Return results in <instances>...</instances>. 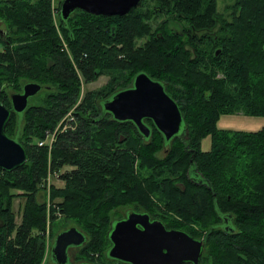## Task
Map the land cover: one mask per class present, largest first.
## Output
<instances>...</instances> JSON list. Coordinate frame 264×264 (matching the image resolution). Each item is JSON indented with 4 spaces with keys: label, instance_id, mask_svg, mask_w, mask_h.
Returning <instances> with one entry per match:
<instances>
[{
    "label": "trees",
    "instance_id": "trees-1",
    "mask_svg": "<svg viewBox=\"0 0 264 264\" xmlns=\"http://www.w3.org/2000/svg\"><path fill=\"white\" fill-rule=\"evenodd\" d=\"M226 9L228 16L217 0H144L125 15L78 10L64 19L53 0H0V102L12 108L10 93L31 81L49 91L43 103L13 111L7 125L28 160L14 171L0 168V264H41L48 219L53 226L60 218L86 233L78 262H117L107 256L115 217L124 206L153 204L168 228L205 239L201 264H264V126H217L224 114L264 117V0H234ZM120 70V84L78 103L82 78L108 73L115 80ZM142 71L178 103L187 140L167 141L155 129L162 139L142 143L129 123L102 116V100ZM70 112L51 151L40 146ZM207 135L211 148L203 150ZM66 164L75 168L62 175L64 185L42 190L49 170ZM192 168L205 185L187 178Z\"/></svg>",
    "mask_w": 264,
    "mask_h": 264
},
{
    "label": "water",
    "instance_id": "water-1",
    "mask_svg": "<svg viewBox=\"0 0 264 264\" xmlns=\"http://www.w3.org/2000/svg\"><path fill=\"white\" fill-rule=\"evenodd\" d=\"M140 0H63L60 14L64 19L74 12L93 15H124ZM6 29L0 26V36ZM43 89L38 82H27L21 92L11 94L12 108L0 102V168L14 171L28 160L25 146L7 132L12 112H24L30 99ZM102 116L110 113L118 121H133L141 133L151 129L143 121L150 118L166 140L184 133L182 111L164 84L142 71L136 74L131 87L118 90L101 102ZM111 246L107 256L128 264H201L205 239H197L183 229L167 228L161 220H151L144 212L128 210L126 216L114 220L109 231ZM86 233L75 226L60 231L54 240L51 257L56 264L73 263L69 248L82 245Z\"/></svg>",
    "mask_w": 264,
    "mask_h": 264
},
{
    "label": "rangeland",
    "instance_id": "rangeland-1",
    "mask_svg": "<svg viewBox=\"0 0 264 264\" xmlns=\"http://www.w3.org/2000/svg\"><path fill=\"white\" fill-rule=\"evenodd\" d=\"M63 0H53L54 6L59 7L60 9V5L62 3ZM234 0H217V7L218 10L224 14H226V16H228V10L226 9V6L228 4L233 3ZM54 11H58V9L56 10L54 8ZM167 17V15H163L161 16L158 21L160 22L161 19H165ZM57 18V15H56ZM0 26L2 28L6 27V24L4 21L0 22ZM154 29V28H153ZM66 47H69L68 44H65ZM124 70H120L117 73H120V77H117V79L113 80L112 79V74H108V73H102L99 75H96L95 79L91 80V81H86L85 78H82V83H81V93H80V97L78 100V103L82 102L83 98L85 95H87V93L92 92L94 94H98V93H107V91L117 85L120 84V82H122V80L124 79L123 74H124ZM123 73V74H122ZM8 92L10 91V88H7ZM49 91L48 89H43L42 91H40L37 95H35L34 97H32L30 99L31 102L33 103H43L45 101V98L47 97ZM12 94V93H10ZM72 119V115L70 114L67 117V120H69L67 123L70 124V120ZM59 125V124H58ZM217 126L219 129L222 130H228V131H233V130H248V131H253V130H259L261 128H263L264 126V117L263 116H250V115H244L242 113H236V114H224L222 115L219 120L217 121ZM58 127V126H57ZM68 127V126H67ZM66 128V127H65ZM211 144H212V138L211 135H207L205 137L202 138V142H201V148L203 150H209L211 148ZM160 154H163L162 152H160ZM75 166L73 165H64L62 166V168L60 170H56L54 171L53 169L49 170L47 178L43 179V182L40 184L41 189H44L43 184L47 183V186H51L53 184H55L56 187H61L64 185V179H62V175L71 171L72 169H74ZM41 190V194H39L40 199L41 200H45L46 198L44 197V193ZM48 193V190H47ZM49 198V196H48ZM47 198V200H48ZM24 203V199L22 197L16 198L14 200V210L16 212L17 215V222H20L21 220V208L22 205ZM128 206H124L122 213L125 211V209ZM63 218V216H62ZM75 226L78 229H80L81 231H83L79 225L77 224L76 221L72 220V219H68L65 222L58 220L56 222L55 225L51 226V230H50V234H51V245H53L54 240L56 235L62 231L63 229L69 228ZM81 248L79 247H70L69 248V254H70V258L71 261L73 263H78V261H75V258L78 257L79 253H80ZM98 256V255H97ZM78 259V258H77ZM81 260H86L87 258L82 256V258H80ZM52 258H50V255L48 257V262H51ZM53 261V260H52ZM105 264H119L117 262H106Z\"/></svg>",
    "mask_w": 264,
    "mask_h": 264
},
{
    "label": "flooded vegetation",
    "instance_id": "flooded-vegetation-1",
    "mask_svg": "<svg viewBox=\"0 0 264 264\" xmlns=\"http://www.w3.org/2000/svg\"><path fill=\"white\" fill-rule=\"evenodd\" d=\"M144 0H140L139 1V3L136 5V6H134V7H132L129 11H128V13L133 9V8H140L141 7V4H142V2H143ZM127 14V13H126ZM125 15V14H124ZM163 20H166V18L165 19H161V21H163ZM170 24H172V23H170ZM173 25H174V27L177 29V30H182L183 29V26H182V24H181V22L180 21H176V22H174L173 23ZM136 76V75H135ZM135 76L132 78V82L129 84V86L128 87H131L132 85H133V83H134V78H135ZM154 79V78H153ZM128 87H124L123 85H122V87H120V90H122V89H125V88H128ZM47 89V87H44L43 89ZM42 89V90H43ZM41 90V91H42ZM104 100V99H103ZM108 114H110V113H107V115ZM116 120V119H115ZM118 121V120H117ZM149 127H150V129H151V132H150V135L149 136H145L143 133H141L140 132V130L138 129V127H137V125L133 122V121H131V120H126V121H119L121 124H125V123H129V125L133 128V130H134V132H137V134H138V140L139 141H141L142 143H151V142H154V141H157L158 140V138L159 139H162V138H160V137H157V136H154V132H155V129H157V127H156V125H155V123L153 122V120L152 119H150V118H144V120H143ZM188 139V136L187 135H184V134H182V133H179L178 135H175L174 137H172L171 139H169V140H167V141H171V140H175V141H177V140H187ZM168 146H164V151L165 152H167L168 151V149H169V147L167 148ZM188 147V146H187ZM186 147V148H187ZM187 178L191 181V182H194V183H197L199 186H203V185H205L204 184V177H203V175H202V173H200V172H197V170H194L193 168L192 169H189V170H187ZM178 184H180L181 182L179 181V182H177ZM152 207L153 208H151V207H149V210H147L146 208H138L137 206H128L126 209H125V211L123 212V213H121L120 215H118V216H116L115 217V220H118V219H121V218H123V217H125L126 216V213L128 212V210H134V211H137V212H144V213H147L148 215H149V217H150V219L153 221V220H156V219H158V220H161L163 223H164V221H163V219H162V217L161 216H166L163 212H159V216L158 215H156L155 214V206H154V204L152 205ZM154 210V211H153ZM151 211V212H150ZM225 221H226V223H225V227L226 228H230V229H232V227L228 224V220L227 219H225ZM165 224V223H164ZM166 226V225H165ZM167 227V226H166ZM168 228V227H167ZM191 236L192 237H194V238H199V239H204V238H200V237H198V235H193V234H191ZM78 259L77 258H75V261H77ZM117 263H119V264H128V263H124V262H120V261H118L117 260ZM186 264H193L192 262H186Z\"/></svg>",
    "mask_w": 264,
    "mask_h": 264
},
{
    "label": "built area",
    "instance_id": "built-area-1",
    "mask_svg": "<svg viewBox=\"0 0 264 264\" xmlns=\"http://www.w3.org/2000/svg\"><path fill=\"white\" fill-rule=\"evenodd\" d=\"M71 114L68 113L63 119L62 121H60L58 127H56L53 131H46V136L45 138L43 139H40L38 141V144L40 146H48V149L49 151H51L53 145H54V142L56 140V136L58 134L59 131L62 130V128H65L67 127L68 125L67 124H64V126H62V122H64V120ZM48 202V207H50L52 205V201L50 200V198H48L47 200ZM54 206V204H53ZM57 215L61 216L62 214L59 213V211L57 212ZM50 230H51V220L48 219V222H47V230H46V244H45V254H44V259L42 261L41 264H47V261H48V257L51 253V248H52V245H51V234H50Z\"/></svg>",
    "mask_w": 264,
    "mask_h": 264
}]
</instances>
